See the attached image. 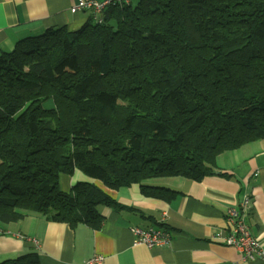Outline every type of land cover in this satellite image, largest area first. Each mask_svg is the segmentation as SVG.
I'll return each mask as SVG.
<instances>
[{
    "label": "trees",
    "instance_id": "16d2710c",
    "mask_svg": "<svg viewBox=\"0 0 264 264\" xmlns=\"http://www.w3.org/2000/svg\"><path fill=\"white\" fill-rule=\"evenodd\" d=\"M101 19L0 56L1 226L38 214L99 230L101 208L127 209L105 189L171 201L146 181L200 182L264 139V0H140ZM75 171L94 182L62 191Z\"/></svg>",
    "mask_w": 264,
    "mask_h": 264
},
{
    "label": "crops",
    "instance_id": "0c3cea01",
    "mask_svg": "<svg viewBox=\"0 0 264 264\" xmlns=\"http://www.w3.org/2000/svg\"><path fill=\"white\" fill-rule=\"evenodd\" d=\"M77 1L0 0V56L12 52L20 41L48 30L66 27L77 31L94 22L90 11L71 13ZM217 165L220 172L200 182L183 177L146 181L178 192L171 201L146 197L139 185L105 189L127 209L101 208L99 230L86 225L73 228L38 214L0 225L4 232L0 234V263L37 253L40 264H86L95 256L103 258L102 264H264V254L256 261H245L238 249L213 240L219 232L227 234L226 212L247 194L252 203L248 224L264 253V139L221 154ZM78 182L94 181L75 171L72 176H60V189L70 193ZM135 227L166 229L171 241L154 248L136 245L131 232Z\"/></svg>",
    "mask_w": 264,
    "mask_h": 264
},
{
    "label": "built area",
    "instance_id": "2783aa9c",
    "mask_svg": "<svg viewBox=\"0 0 264 264\" xmlns=\"http://www.w3.org/2000/svg\"><path fill=\"white\" fill-rule=\"evenodd\" d=\"M131 4V0H78L71 8V13L90 11L95 16V21L102 22L103 12L111 5ZM251 198L245 194L237 207L230 208L226 212L227 234L221 232L215 234L213 240L238 249L245 261H256L263 256L262 243L253 235L248 224V213L251 209ZM135 237L136 245H143L148 248L161 247L170 243L171 233L163 228H139L131 230ZM4 232L0 230V234ZM22 237V236H21ZM103 258L95 256L86 264H102Z\"/></svg>",
    "mask_w": 264,
    "mask_h": 264
},
{
    "label": "rangeland",
    "instance_id": "374dc122",
    "mask_svg": "<svg viewBox=\"0 0 264 264\" xmlns=\"http://www.w3.org/2000/svg\"><path fill=\"white\" fill-rule=\"evenodd\" d=\"M133 3V4H132ZM131 4L133 5V7H135L137 4H138V2L136 1V0H131ZM48 105V104H47ZM52 106V104L50 103L47 107L49 108V107H51ZM91 179V178H90ZM92 181H93V179H92Z\"/></svg>",
    "mask_w": 264,
    "mask_h": 264
}]
</instances>
